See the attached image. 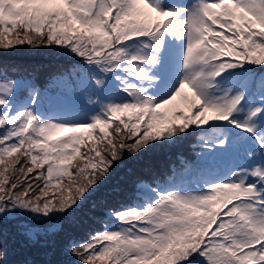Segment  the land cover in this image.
Returning <instances> with one entry per match:
<instances>
[{
  "label": "snow or ice",
  "instance_id": "6c2138e0",
  "mask_svg": "<svg viewBox=\"0 0 264 264\" xmlns=\"http://www.w3.org/2000/svg\"><path fill=\"white\" fill-rule=\"evenodd\" d=\"M25 44L82 63L49 112L0 71V264L13 235L57 264H264V0H0V50ZM192 133L179 181L173 166L167 184L134 182L143 203H94L86 241L66 229L125 153Z\"/></svg>",
  "mask_w": 264,
  "mask_h": 264
},
{
  "label": "rangeland",
  "instance_id": "374dc122",
  "mask_svg": "<svg viewBox=\"0 0 264 264\" xmlns=\"http://www.w3.org/2000/svg\"><path fill=\"white\" fill-rule=\"evenodd\" d=\"M183 2L190 3L189 0H183ZM154 15L155 14H153V16ZM28 46L29 45L25 44L23 46H14L10 50H0V57H2L4 60H15V61H20L22 63H27L30 61L42 62L48 59H53V60L61 59L59 58V54L62 52H66V51H62L60 48H57L55 46L52 47L40 46V47H36L39 55L32 56V55H28L27 53L23 54L25 50L24 47H28ZM62 57L64 59L69 58L68 55H64ZM77 62H79V60L76 61V63L74 64L76 67L80 66ZM64 63H66V61ZM63 74L64 72H61L59 76H64ZM32 75L33 72L31 76ZM29 80H31V82L36 87L38 86V84L36 83V79L34 77L30 78ZM69 93L70 94L65 95L63 98H60L57 95L50 96L47 107L49 109H52L53 111H57L59 109L64 108L65 106H67V102L70 100V98L76 95V92H69ZM185 93L191 95L188 89H185ZM20 95L22 96V94ZM176 105L183 107L180 98H177V100L173 102V105L169 107H174ZM124 119H127V117H124ZM118 122L119 121H116V123ZM2 131L3 130L0 131V134H2ZM194 144H197L196 133H192L191 135H186L184 139L177 141L175 145H171V146L167 144L158 145L156 147L150 148L149 151L143 153L139 157H131L132 158L131 162L135 161L133 162L132 166L131 163L126 164L128 161H130L131 158H129L126 161L123 160V163L115 166L111 175L101 184L99 189L88 199L87 203H85L83 207L75 213L74 222L71 224H67V223L65 224L66 229L81 241L88 240L90 233H94L96 231H102L103 230L102 223H99L97 221L98 219L95 218V215L100 210L93 212L91 207L95 203V201L98 200L102 201L100 200L101 197L106 195L107 198L105 199V201L107 202V204H109L111 208L119 209L122 205L125 204L124 200L127 198V189L130 190L134 189V182H135L134 178L145 177L149 179L150 173H153L156 170L159 171L160 173L161 182L159 183L167 184L169 181L168 177H171L170 174L171 169L173 168V166L176 167L175 160L171 162L170 158L176 156L177 157L176 161L178 160L180 162L181 168L179 169L178 172H175V176L178 177V175L181 173L180 171L184 170V165L181 163V159H180L181 157H183L185 161L192 162L193 164L196 162L195 152L198 149H194L192 147V145ZM81 151L83 152L85 151V149L81 148ZM228 160L229 158L225 157L224 160L221 162V167L222 165H225ZM76 162L77 161H74L73 163ZM127 168L130 169L127 171ZM124 174L126 175L121 176ZM139 181H141L144 185H148L142 180ZM122 186H125V188L120 191V188ZM136 192L138 196L137 202L139 201L138 204L143 203L142 199L139 198L138 188ZM93 218H95V222ZM54 219H63V218L56 217ZM41 223L47 224L49 222L43 221ZM4 227L9 232L14 231L11 225L6 224L4 225ZM13 237L14 239H10L9 241V247L11 253L9 259L10 261L13 262V264H25L26 261H35L36 264H47V262L51 261V264H57L58 261L67 259V257L61 254L59 249H57L52 254H46L47 252L46 249H42L38 247H30L24 243L22 237H19L17 235H13L12 238Z\"/></svg>",
  "mask_w": 264,
  "mask_h": 264
},
{
  "label": "trees",
  "instance_id": "16d2710c",
  "mask_svg": "<svg viewBox=\"0 0 264 264\" xmlns=\"http://www.w3.org/2000/svg\"><path fill=\"white\" fill-rule=\"evenodd\" d=\"M24 48H25V50H24V53H23V54L27 53L28 55H32V56L39 55L37 48H32L31 46L24 47ZM30 65H31V66H30ZM35 67H36V63H35V62L30 63L29 65H25V64H23V65L21 66V70H22V75H23V77L29 79L30 76H31V74H32V72L34 71ZM64 67H65V68H64ZM8 70H9V69H8ZM0 71L6 73V72H5L4 70H2V69H0ZM61 72H64V74H63L64 76H67V74H68V76H71V77H73V79H76V77L73 75V69H72V67H68V65H67L66 63H59V74H60ZM59 83H61V81H59ZM25 89H26V88H25ZM26 90H27V89H26ZM174 150H175V148H174ZM174 150H173V152H174ZM173 152H172V155H173ZM129 158H131V156H129L127 153H125L124 161L128 160ZM174 159H175V156L171 157V158H170V161L173 162ZM131 160H132V158H131L130 161H128L126 164L131 163V166H132L133 162H135V161H132V162H131ZM175 166H176V168H177V166H178V162L175 164ZM129 169H130V168H127V171H128ZM169 172H170V171H169ZM182 174H184V171H183ZM125 175H126V174L121 175V176H125ZM129 176H131V175H129ZM169 176H170V174H169ZM118 178H119V177H118ZM118 178H117V179H118ZM169 178H170V177H168V179H169ZM140 179L143 180V181H145V182H148L150 185H152V184H154V183H157V182H161V179H160V173H159V171H157V170L154 171L153 173H150V177H149V179H148V178H145V177H140ZM177 181H179V180H177ZM121 185H123V184H121ZM124 188H125V186H122V187L120 188V191L123 190ZM131 194H132V190L127 189V197H131ZM106 198H107V196L104 195V196H102L101 199H100V200H102V201H99V200H98V201H95V203H96V202H97V203L105 202V199H106ZM127 201H128V198H126V199L124 200V203H126ZM106 206H107V207H110L109 204H107ZM95 218H97V219L102 218V212L99 211V212L95 215ZM11 239H14V237L11 238Z\"/></svg>",
  "mask_w": 264,
  "mask_h": 264
},
{
  "label": "clouds",
  "instance_id": "9594fccd",
  "mask_svg": "<svg viewBox=\"0 0 264 264\" xmlns=\"http://www.w3.org/2000/svg\"><path fill=\"white\" fill-rule=\"evenodd\" d=\"M69 56L68 59H64V61H66V64L69 66V67H72L74 66V64L76 63V61L79 60V63L81 64V60L75 56H70L69 54H67ZM59 58H60V54H59ZM145 182V181H144ZM146 184L150 185L148 182H145ZM151 186V185H150ZM102 219V218H100Z\"/></svg>",
  "mask_w": 264,
  "mask_h": 264
}]
</instances>
